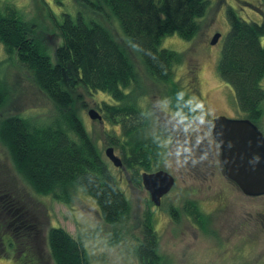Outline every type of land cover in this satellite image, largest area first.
I'll return each mask as SVG.
<instances>
[{"label":"trees","instance_id":"obj_1","mask_svg":"<svg viewBox=\"0 0 264 264\" xmlns=\"http://www.w3.org/2000/svg\"><path fill=\"white\" fill-rule=\"evenodd\" d=\"M77 2L87 10L79 8L75 16L65 14L63 23L57 24L61 45L55 49L53 60L36 37L34 25L18 9L0 0V43L8 55L17 56L30 69L38 88L55 109L53 118L40 122L21 115L0 118V145L7 150L16 175L36 195L69 205L73 193L82 189L97 203L104 223L117 227L131 215L130 200L75 111L76 98L71 90L80 86L88 93L102 92L112 98L113 104L103 102L99 107L104 120L119 128V133L108 132L107 139L110 147L120 151L132 185L141 187V172L162 165L164 147L156 148L146 137L153 118L140 102L147 90L132 54L140 60L148 79L165 89L172 111L185 119L196 118L191 98L175 80V66L181 57L163 48L162 42L175 35L191 40L211 0ZM99 18L114 20L123 43ZM228 18L231 29L218 73L233 88L245 118L259 125L264 113V22H246L232 9L228 10ZM5 102L0 76V107ZM2 204L3 209L13 208L7 201ZM186 213L206 217L195 202L188 203ZM152 217L150 207L145 214L146 238L135 249L140 264H158L160 258ZM47 235L55 264H92L81 239L60 227L51 228Z\"/></svg>","mask_w":264,"mask_h":264},{"label":"rangeland","instance_id":"obj_2","mask_svg":"<svg viewBox=\"0 0 264 264\" xmlns=\"http://www.w3.org/2000/svg\"><path fill=\"white\" fill-rule=\"evenodd\" d=\"M1 1L18 9L34 25L36 37L41 39L53 60L55 49L61 45L57 24L63 23L65 14L75 16L79 8L87 10L79 6L77 0ZM229 9L246 22H264L263 0H211L206 15L198 19L199 30L191 40H183L175 35L164 38L162 42L163 48L173 50L181 57V62L175 66V80L188 93L196 108L197 120L190 124L173 120V116L164 113L167 111L176 115L167 103L165 89L148 79L140 60L132 54L141 82L147 90L140 102L153 118L146 137L156 148L169 142L165 146L166 152L163 151V163L159 168L177 177V190L168 194L163 207L169 212L170 206L175 204L183 215L186 210L182 198L185 196L189 200L203 203V215L214 219L209 228L223 232V240L230 243L228 249L218 250V243L214 240L194 237L196 233L192 232L186 221L179 225V230L184 231V234L175 236L173 230L176 224L170 222L168 214H162L165 211L162 207L157 216L164 218L154 224L160 238V252L165 258L164 264H172L174 260L176 264H234L227 257L238 261L237 256L243 248L245 250H242L241 260L235 264H264V216H261L264 214V196H244L239 189L228 184L218 170L213 169L211 173L203 166L197 172L192 171L190 157L185 153L189 141L201 134L204 119L217 115L233 119L245 117L238 106L233 88L218 73L223 45L231 29ZM87 12L96 17L95 12ZM99 19L106 22L123 43L114 20ZM216 34H221V38L218 44L211 45ZM0 68L6 91V102L0 107V118L21 115L40 122L55 116L53 103L38 88L33 73L17 56L8 55L1 43ZM66 86L71 88L70 82L66 81ZM262 86L264 88V80ZM71 91L76 98L75 111L130 200L131 215L117 227L104 223L97 203L82 189L73 193L69 205L50 196L36 195L16 175L7 150L0 145V264H55L48 249L47 234L51 228L56 227L65 229L74 238L83 241L92 264H140L135 249L142 237L145 214L150 207L151 211L156 212L157 208L152 203L150 205L149 194L143 187L135 188L132 185L128 171L116 168L106 156V150L110 148L107 133L114 130L119 133V128L104 120L99 107L103 102L113 104L112 98L102 92L88 93L80 86ZM93 110L103 120L91 119L89 113ZM259 127L264 133V113ZM203 138L210 140V135L205 134ZM115 154L121 157L118 149H115ZM199 161L203 163L206 159ZM6 201L12 205V210L2 208V203ZM16 209L18 211L15 213ZM243 225L249 226L246 228ZM252 227H256V230L253 231ZM237 230L242 236L228 237L232 231L238 233ZM253 232L254 237H251ZM248 238L252 239L250 244ZM239 240L240 252L232 254L233 246ZM213 247L217 251L215 255L211 251Z\"/></svg>","mask_w":264,"mask_h":264},{"label":"water","instance_id":"obj_3","mask_svg":"<svg viewBox=\"0 0 264 264\" xmlns=\"http://www.w3.org/2000/svg\"><path fill=\"white\" fill-rule=\"evenodd\" d=\"M221 34H216L211 45L218 44ZM93 120H103L93 110L89 113ZM214 137L221 150V158L228 179L234 182L247 197L264 196V134L250 119L217 117L214 122ZM107 158L116 168H123V161L115 154L114 148L106 150ZM142 183L159 207L164 196L170 193L175 178L161 170L156 173H143Z\"/></svg>","mask_w":264,"mask_h":264},{"label":"flooded vegetation","instance_id":"obj_4","mask_svg":"<svg viewBox=\"0 0 264 264\" xmlns=\"http://www.w3.org/2000/svg\"><path fill=\"white\" fill-rule=\"evenodd\" d=\"M169 105V103H168ZM170 107V106H169ZM164 113L168 114L169 116H173L174 119L173 120H176V121H181L183 122L184 124H190L191 122L193 121H196L197 118H193V119H185L183 117H180L178 116L177 114L174 116L172 113H169L167 111H164ZM220 116H223V115H217V116H214V117H208L206 119H204L205 123L203 124V129L201 130V136L198 135L195 139H192L191 141H189V144H188V147H185L186 150H185V153L187 152L188 156L190 157V167H191V170L192 171H198V169L200 167H203V166H206L208 168V171H210L212 173L213 169L215 170H218L221 174V176H223L225 179H227V183L228 184H231V186L234 188H237L239 189V187L234 183L232 182L230 179H228L226 177V174H225V167L223 165V162H222V158H221V150H220V147L214 137V134H213V130H214V125H213V122L214 120L217 118V117H220ZM233 119V118H231ZM234 119H248V118H245V117H241V118H234ZM255 124V123H254ZM257 125V124H256ZM259 127V125H257ZM260 128V127H259ZM261 130V129H260ZM204 132V133H203ZM205 134H208L210 135V140H206L204 139V135ZM264 134V133H263ZM173 136V135H172ZM199 137V138H198ZM169 143L168 141L165 142L164 145H162V147H164V151L166 152V147L168 146ZM166 146V147H165ZM194 152H196L194 154ZM201 152V153H200ZM200 153V154H199ZM205 155H203V154ZM207 155V156H206ZM206 156V157H204ZM199 159H206V161H203V163H200ZM194 167V168H193ZM124 168V167H123ZM163 169H160L159 167H156L153 171H142L141 174L143 173H156L158 171H161ZM165 171V170H164ZM190 172V174H192L193 172ZM167 172V171H166ZM218 172V173H219ZM169 173V172H168ZM171 174V173H169ZM174 178H175V184L172 188V190L170 191L169 195L172 194L173 192H175L177 190V177L174 176L173 174H171ZM141 183H142V176H141ZM191 184V183H190ZM141 187L144 188L143 186V183L141 185ZM145 189V188H144ZM193 189H195L193 187ZM147 191V190H146ZM148 192V191H147ZM149 194V193H148ZM187 195V194H186ZM168 196V194L166 196H164L161 200V205L159 207H157L151 200V196L149 194V198H150V202L154 205L155 209L157 208V212L155 210H153V214H154V217L153 218V222H158L160 221L162 218L164 217H158L157 215L159 214V212L161 213V209L163 207V205H165V200H166V197ZM245 196V195H244ZM247 197V196H246ZM252 198H256V197H252ZM184 200V204L186 205L185 206V210H186V207L188 205L189 202H195L198 207H199V210L202 212L203 209V203H200L199 201H192V200H189L186 198V196L184 198H182ZM178 202V201H177ZM164 208V207H163ZM165 211H162V214L164 213V215H167V216H170L168 217V219L170 220L171 223L173 224H176V227L174 228L173 232L175 234V236H178V235H181L182 233L184 234V231L182 230H179V225L181 224V222L183 221H186V223H189L190 224V227L192 229V232L196 233L195 236L192 234L191 236H194V237H205L207 239H212L215 241V243L218 245L217 246V249L220 250V248L222 249H228V246L230 243H228V241H224L223 239L225 238V236L223 235L224 233L217 230V229H210L209 228V225H211L213 222L211 217H198V216H193V215H189L188 213H184L183 215L180 214V210L179 208L176 207V205H171L170 208H169V212H167L168 210L166 208H164ZM203 213V212H202ZM204 214V213H203ZM261 216H264V214H261ZM241 218V217H240ZM234 219H232L233 221ZM264 220V219H263ZM145 221H144V226H145ZM259 224V223H258ZM263 224V223H262ZM240 225V224H239ZM143 226V227H144ZM241 226V225H240ZM249 226V225H248ZM248 226H245L243 225V227H246L248 228ZM260 226V225H259ZM257 227V226H256ZM256 227H252L253 228V231L256 230ZM261 227V226H260ZM236 228V227H233V229ZM241 227H239V230H240ZM155 230L157 232V235H158V231H157V227H156V224H155ZM239 230L238 233H235L234 231H232V235H229L228 237L230 238H236V237H239V236H242L241 234H239ZM242 230V229H241ZM248 231V229H247ZM250 231V230H249ZM226 233V232H225ZM254 233L253 232V235H251V237H254ZM244 236V235H243ZM248 237H250V235H246ZM159 237V235H158ZM146 236H145V230L143 228V231H142V237L140 240H138V244H142V242H144ZM248 242L249 244L251 243L252 239L248 238ZM240 240L237 242L236 245L233 246V250H232V254L236 253V252H240ZM246 242V241H244ZM214 243V242H213ZM239 244V245H238ZM159 246H160V238H159ZM137 247V246H136ZM250 248V247H248ZM216 248H212L211 251L214 253V255L217 253V251L215 250ZM242 250H245V248H243ZM242 250L241 252L238 254V261L240 262L241 260V254H242ZM221 253V252H219ZM158 254H159V261H158V264H164L165 263V258L163 256V254L160 252V247H159V250H158ZM220 256V254L218 255ZM227 259H230L232 262H234V264L236 263V258H228ZM139 261V260H138ZM208 261V260H207ZM237 261V263H238ZM177 261L174 260L172 262V264H176ZM204 263V262H203Z\"/></svg>","mask_w":264,"mask_h":264}]
</instances>
